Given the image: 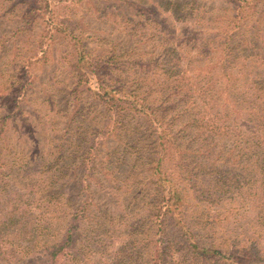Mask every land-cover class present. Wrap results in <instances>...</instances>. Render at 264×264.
<instances>
[{
	"label": "trees",
	"instance_id": "16d2710c",
	"mask_svg": "<svg viewBox=\"0 0 264 264\" xmlns=\"http://www.w3.org/2000/svg\"><path fill=\"white\" fill-rule=\"evenodd\" d=\"M132 1L122 8L107 5L104 14H124L134 26L139 7L149 15L166 7ZM194 1H184V12L197 20ZM48 2L31 9L35 18L49 17L50 27L36 41V55L34 50L12 75L18 83L12 107L0 117V264H97L88 247L99 246L104 234L124 243L142 231L121 222L124 217V231L109 232L95 220L90 182L110 170L115 177L107 190L118 197L122 169L120 181L130 185L127 200L150 206L144 228L152 227L156 236L151 246L139 242L149 248L142 264H264V39L252 25L256 42L250 43L236 23L263 0H230L225 11L233 10L235 25H215L212 36L191 34L185 26L174 47L156 49L137 39L130 51L114 45L104 53H90L88 42L60 29L62 14ZM181 3L171 4L176 11ZM214 16L220 17L214 13L210 22ZM21 26L20 34L31 29L28 22ZM61 38L70 50L59 61L67 63L75 97L67 121L81 125L91 116L88 132L95 138L80 145L81 172L71 179L75 203L55 186L62 169L51 173L50 161L24 168L3 153L7 123L35 85L32 67L47 64Z\"/></svg>",
	"mask_w": 264,
	"mask_h": 264
},
{
	"label": "rangeland",
	"instance_id": "374dc122",
	"mask_svg": "<svg viewBox=\"0 0 264 264\" xmlns=\"http://www.w3.org/2000/svg\"><path fill=\"white\" fill-rule=\"evenodd\" d=\"M41 1L0 0V117L6 116L12 107L13 92L18 85L17 80L13 77L14 72H18L20 66L25 65L24 59L31 57L34 50L36 55L35 43L41 38L40 35L43 34L44 27L46 31L50 27L46 25L49 17L40 15L35 18L34 14H31V9L35 8L37 2L40 6ZM124 1L132 0H49L48 3L55 13L62 14L57 18H60L59 22L64 24L60 26V29H69L71 33L88 42L87 45L91 48L90 53H100V51L104 53L103 51L114 45H117L119 50L127 52L132 49V43L137 39H144L146 46L156 49L174 47L176 39L184 35L182 27L187 26L190 30L188 32L191 34L197 33L203 37H209L215 33L218 25H235L233 18L236 16L233 14V10L231 13L228 10L225 11L226 4L230 0H195L194 6L192 5L191 8L196 10L193 11L195 15L198 13V16L201 17L197 20L191 19L190 13L185 15L184 11L188 8H184L187 5V2L184 1L187 0H183L181 8L176 11L171 3L180 0H147L146 3L162 1L161 5L166 7H163L155 15H149L139 7L138 15H135L137 22L134 26L126 24L124 14L117 16L110 13L104 14L107 5L122 8ZM263 6L264 3H259L253 10H244L242 16L245 17L244 21L236 20L237 25L242 28V33H245L244 36L252 44L256 42L252 25L257 27L260 40L264 39ZM214 13L220 15L221 18L214 16L210 22L209 17H212ZM231 17V22L226 20ZM27 22L30 23L31 29L25 30L26 34L25 32L18 33V30L22 29L21 25H27ZM57 22H54L55 25ZM194 25H214V29L212 28V32L209 29L192 30L191 27ZM24 34L25 39L22 41L20 38ZM90 37L91 39H89ZM69 50L70 47L66 45L65 39L56 40L54 48L47 53V64L38 63L32 67L31 72L35 75V85L23 96L21 102L18 103L19 111L7 123L3 153L8 157L11 156L18 165L20 164L24 168L26 165H31L32 162L44 164V162L50 161L51 173L62 169L65 175L55 186L62 187V192L66 195L63 198L67 202L71 200L75 203L76 185L71 179L75 180V176L81 172L79 162L82 160L78 156L83 153L79 151L80 145H87L95 138L93 130L88 132L90 126L93 125L91 116H85L81 125L67 121L74 106L73 98L75 97L70 95L73 89V80L67 63L59 60L61 55ZM13 60L14 64L11 66L9 63L12 64ZM255 60L258 64L259 59L255 58ZM66 95L69 96L66 97ZM110 169L113 171L112 168ZM110 172V170H104L94 176L98 182H90L92 191L96 192L94 215L97 219L95 220L102 223L103 228L109 229V232L113 231L112 228L124 231L125 226L121 222L125 220L129 228L137 224L143 230L132 235L124 243L121 242V238L113 239L104 234L100 237L99 246H90L88 250L97 264H142L144 253L149 248L145 250L139 242L145 239L151 246L150 240L156 236L152 227L144 228L146 225L144 216L148 214L150 206L137 202L132 204L127 200L126 194L129 192L130 185L120 181L122 173H124L123 169L117 174L119 176L117 186L121 188L117 194L118 197L108 193L111 182L107 181L115 177ZM103 175H107V180H102ZM122 217L124 218L120 222L119 218ZM128 231L129 229H126L127 233ZM168 239L173 238L168 237ZM112 242L114 244H111ZM182 247L184 245L180 246V248ZM175 258L177 259V254H175ZM179 261L178 263H180ZM170 264H174V262L171 261Z\"/></svg>",
	"mask_w": 264,
	"mask_h": 264
}]
</instances>
